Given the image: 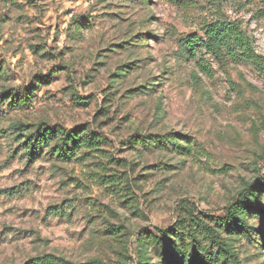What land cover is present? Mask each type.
<instances>
[{
    "label": "rangeland",
    "instance_id": "1",
    "mask_svg": "<svg viewBox=\"0 0 264 264\" xmlns=\"http://www.w3.org/2000/svg\"><path fill=\"white\" fill-rule=\"evenodd\" d=\"M217 20L237 21L264 55L260 0H0V92L17 95L0 99V264H166L156 237L190 212L238 264H264V212L249 215L253 234L217 226L243 183L264 179V76L206 54L209 78L178 55ZM20 124L89 128L100 150L28 160ZM169 133L190 149L173 150Z\"/></svg>",
    "mask_w": 264,
    "mask_h": 264
},
{
    "label": "trees",
    "instance_id": "2",
    "mask_svg": "<svg viewBox=\"0 0 264 264\" xmlns=\"http://www.w3.org/2000/svg\"><path fill=\"white\" fill-rule=\"evenodd\" d=\"M145 1L150 2V0ZM260 1L264 3V0ZM200 30L202 34L194 33L181 38L178 47V55L186 61H194L199 72L209 78L214 77L216 71L205 59V55L209 54L221 67H228L232 63H246L264 76V55L256 51L252 41L237 21H207L200 25ZM194 75L196 76L197 73L194 72ZM28 94L30 89H27ZM14 97L17 95L13 92H0L2 102L9 99L13 102ZM28 98L26 96V99ZM27 126L20 124L14 126V129L17 131L16 139L21 142L28 160L37 158L44 150H47L48 155L63 161L75 158L82 151L100 150L102 138L89 128L65 129L59 125H44L31 130ZM160 137L171 144L173 150L183 153L190 149V141L187 139L188 144L183 145L177 133L160 135ZM243 184L242 190L234 195L223 216L217 219V226L223 227L227 234L237 231L253 234V227L249 225V215L256 210L264 212L258 203L260 193H264V179ZM159 233L156 241L165 245L166 264H238L237 254L223 234L193 212H190L189 218H183L175 228L161 230ZM257 240L264 241V231L258 232L256 242ZM25 264H65V260L48 254L33 257ZM89 264L106 263L100 259H92Z\"/></svg>",
    "mask_w": 264,
    "mask_h": 264
}]
</instances>
